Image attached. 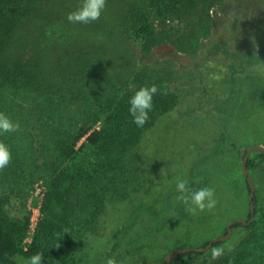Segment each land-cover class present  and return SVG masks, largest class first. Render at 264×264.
I'll return each mask as SVG.
<instances>
[{
  "label": "rangeland",
  "instance_id": "374dc122",
  "mask_svg": "<svg viewBox=\"0 0 264 264\" xmlns=\"http://www.w3.org/2000/svg\"><path fill=\"white\" fill-rule=\"evenodd\" d=\"M133 1L106 0L97 21L73 24L67 14L82 0H51L42 15L20 29L24 58L46 62L49 48H62L74 59L78 50L88 45L116 50L118 63L107 73L114 78L111 87L115 96L121 95L127 84L136 91L154 84L160 89L157 94L175 102L167 113L153 106L148 121L139 127L142 133L131 176L116 186L98 180L80 191L72 259L55 264H72L73 259L80 260L79 264H105L108 258H115L117 264H165L174 250L201 248L224 237L231 222L248 221L250 192L243 177V157L251 147H264V0H197L189 8L160 13L150 6L153 32L149 45L124 31L123 15ZM94 77L87 81H96ZM165 90L167 94H163ZM54 92L56 103L66 100ZM13 137L9 151L14 162L27 165L34 173L29 200L33 232L41 217L50 171L41 159L29 162L35 156L26 147L28 142L19 134ZM260 167L248 175L264 203ZM201 174L207 181L203 187L214 189L218 203L211 212L191 215L188 206L175 201L171 193L178 180L187 181L188 187L201 186ZM5 176V180L14 178L9 171ZM106 190L108 198L104 199ZM166 198L178 211L166 208ZM142 206L156 214L157 225L145 213L129 225ZM155 225L162 227L155 230ZM126 227L112 251L113 237ZM247 237V230L232 229L219 247L229 254ZM213 262L216 260L209 254L196 264ZM17 263L22 264L20 257Z\"/></svg>",
  "mask_w": 264,
  "mask_h": 264
},
{
  "label": "trees",
  "instance_id": "16d2710c",
  "mask_svg": "<svg viewBox=\"0 0 264 264\" xmlns=\"http://www.w3.org/2000/svg\"><path fill=\"white\" fill-rule=\"evenodd\" d=\"M50 1L0 0V113L20 126L16 132L0 134V143L9 145L10 149V140L15 133L19 134L35 156L34 159L31 157L33 161H28L41 159L50 171L40 208L41 217L32 233L33 212L29 200L34 173L27 165L15 163L13 156L4 171L0 170V264H18V257L27 259L36 253L43 254V264L70 259L78 234L74 218L80 191L87 190L98 180L116 186L131 176L135 167L132 160L142 133L129 114V99L136 90L127 84L119 96L112 91L114 78L107 73L110 66L118 63L116 50L88 45L78 50L76 55L79 56L74 59L64 54L62 48H49V59L40 63L32 56L28 59L22 56L21 27L35 16L42 15V9ZM196 1L135 0L123 15L124 31L149 45L153 26L147 8L151 6L159 13L163 9L176 12L181 7L195 5ZM94 75L96 81H87ZM54 91L66 100L56 103ZM152 103L156 110L167 113L175 102L158 93L153 96ZM223 141L222 137L220 143ZM253 153L254 156L248 159V171L260 165L258 170L264 173V152ZM8 171L14 178L5 180L4 173ZM199 176L201 186L191 185L190 189L198 190L206 185L204 175ZM243 177L251 193L244 174ZM255 189L254 221L250 225L237 221L232 226V229L247 230L248 237L233 252L212 264H264V203L260 202L258 189ZM107 194V190L104 191V199L108 198ZM164 204L166 208L178 211L170 203V198L164 199ZM141 213L150 216L157 225L156 214L146 206L135 212L129 225ZM250 218L249 211L248 221ZM156 225L155 230L161 229L162 226ZM128 228L113 237L112 251L118 247L120 235ZM138 239H133L132 243ZM223 244V241L216 242L213 247ZM209 254L210 250L182 253L171 262L196 264L202 257L209 258ZM79 262L73 259L72 264ZM92 263L101 264V261Z\"/></svg>",
  "mask_w": 264,
  "mask_h": 264
},
{
  "label": "clouds",
  "instance_id": "9594fccd",
  "mask_svg": "<svg viewBox=\"0 0 264 264\" xmlns=\"http://www.w3.org/2000/svg\"><path fill=\"white\" fill-rule=\"evenodd\" d=\"M106 6V0H82L81 5L74 11L67 14L70 23L88 24L97 21ZM160 89L156 85L139 88L129 99V114L133 118V123L137 127H143L149 119V112L153 108V96ZM163 94H167V90ZM19 124L14 123L7 115L0 113V134L11 133L19 130ZM11 162V152L7 145L0 143V170L6 168ZM174 200L187 205L186 211L191 215L211 212L217 206L215 191L210 187H202L192 190L188 187L187 181L178 180L175 185ZM59 246V245H57ZM225 254L223 247H213L210 249L212 261L221 258ZM22 264H43V254L36 253L27 259L21 258ZM105 264H117L115 258H108Z\"/></svg>",
  "mask_w": 264,
  "mask_h": 264
},
{
  "label": "water",
  "instance_id": "95a60500",
  "mask_svg": "<svg viewBox=\"0 0 264 264\" xmlns=\"http://www.w3.org/2000/svg\"><path fill=\"white\" fill-rule=\"evenodd\" d=\"M253 151L264 152V147H251L249 150H247V152H246V154H245V156L243 158V162H242L243 173H244V176L247 178V181L249 183L250 190H251V193H250V213H251V218H250V220L248 222H244L242 220H239L240 223H243L245 225H250L253 222L254 217H255V204H254L255 186H254V183H253L252 179L248 175V169H247L248 159L250 157V154ZM233 224H234V222H231L228 225V233H227L226 236L211 241L204 248H183V249H177V250L173 251L172 253H170L167 256L165 264H170L172 259L174 257H176L177 255H179V254L187 253V252H199V253L206 252L207 250H209V249H211L213 247L214 243L220 242V241H225L226 239H228L231 236ZM151 264H158V263H151Z\"/></svg>",
  "mask_w": 264,
  "mask_h": 264
},
{
  "label": "built area",
  "instance_id": "2783aa9c",
  "mask_svg": "<svg viewBox=\"0 0 264 264\" xmlns=\"http://www.w3.org/2000/svg\"><path fill=\"white\" fill-rule=\"evenodd\" d=\"M34 230H35V229H34ZM34 230H33V232H34ZM33 232H32V233H33Z\"/></svg>",
  "mask_w": 264,
  "mask_h": 264
}]
</instances>
